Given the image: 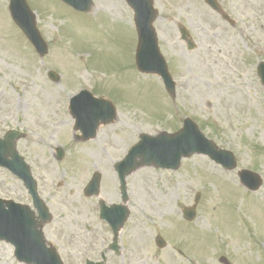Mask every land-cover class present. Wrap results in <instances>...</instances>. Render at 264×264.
Segmentation results:
<instances>
[{
	"label": "rangeland",
	"instance_id": "rangeland-1",
	"mask_svg": "<svg viewBox=\"0 0 264 264\" xmlns=\"http://www.w3.org/2000/svg\"><path fill=\"white\" fill-rule=\"evenodd\" d=\"M26 1L48 51L35 52L13 23L8 0H0V137L10 129L26 135L17 151L52 214L42 229L63 264L99 261L101 252L108 264H221V256L231 264H264V88L256 72L264 61V1L217 0L230 24L203 0H153L174 99L158 77L137 71L133 14L124 0H92L89 13L58 0ZM178 25L188 30L193 49L179 39ZM80 89L116 109L114 120L87 141L77 139L66 109ZM186 117L234 154L236 168L225 171L203 155L183 158L175 171L139 167L125 178L129 216L118 232L119 252L108 251L112 234L98 218V199L121 203L114 163L140 133H172ZM242 169L260 175L255 192L239 184ZM94 171L101 175L99 197H85ZM196 193L195 219L186 222L182 209ZM0 198L31 206L22 183L1 168ZM157 235L165 247L155 245ZM0 264H23L4 241Z\"/></svg>",
	"mask_w": 264,
	"mask_h": 264
},
{
	"label": "water",
	"instance_id": "water-1",
	"mask_svg": "<svg viewBox=\"0 0 264 264\" xmlns=\"http://www.w3.org/2000/svg\"><path fill=\"white\" fill-rule=\"evenodd\" d=\"M74 9L88 11L91 0H62ZM213 9L220 8L215 0H205ZM134 13V24L137 31L138 43L136 48V65L144 73L158 74L163 81L165 90L173 97L175 94V83L173 82L162 56L159 53L156 35L152 22L156 18V10L153 8L152 0H126ZM10 12L15 23L20 27L28 40L35 47L37 53L43 56L47 52L46 45L42 40L36 26L35 19L29 10L25 0H10ZM187 32L182 29L181 38L185 39ZM188 48H192L191 42L187 41ZM260 81L264 86V63L257 66ZM49 77L57 80V76L50 72ZM71 112L76 118V127L83 133L82 138L93 137L99 123H107L114 118L115 111L112 105L105 100L93 99L86 91H81L71 100ZM17 134L8 133L0 139V166L7 168L20 178L28 193L33 199V204L39 216L35 217L27 207L12 201L0 199V240L11 243L14 254L18 261L27 264H62L57 253L51 247H47L41 231V225L50 220L42 201L36 192V184L33 180L28 166L15 150L14 141ZM193 153L207 154L212 160L221 163L228 169L235 167L232 155L224 150H218L216 146L207 140L189 119L183 122V128L173 135L164 132L156 137L140 135V141L128 152L127 156L115 165L120 179L122 200H126L124 177L141 165H154L155 167H166L176 169L182 156H190ZM61 152L57 153L60 159ZM138 158V160H136ZM240 181L250 190L257 189L260 177L249 171L239 173ZM99 185V174H95L86 187V194H97ZM104 205V204H102ZM103 207V206H102ZM102 216L113 230L114 235L121 227L127 217L124 206H113L102 209ZM183 215L191 220L194 215V207L184 209ZM157 245L162 247L164 241L157 237ZM114 250L116 246L112 247ZM86 264H101L87 261Z\"/></svg>",
	"mask_w": 264,
	"mask_h": 264
},
{
	"label": "bare ground",
	"instance_id": "bare-ground-1",
	"mask_svg": "<svg viewBox=\"0 0 264 264\" xmlns=\"http://www.w3.org/2000/svg\"><path fill=\"white\" fill-rule=\"evenodd\" d=\"M118 9H119V7H117ZM111 9H116V7H111ZM12 53V52H11ZM12 54H14V56L16 57V59H18V60H21V59H23L24 60V58H18V56L15 54V53H12ZM6 109L9 111V113L11 112V105L10 106H6Z\"/></svg>",
	"mask_w": 264,
	"mask_h": 264
}]
</instances>
